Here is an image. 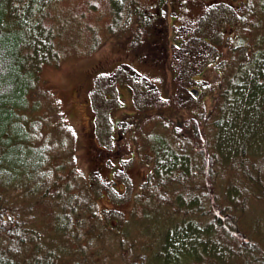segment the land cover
<instances>
[{"label":"trees","instance_id":"obj_1","mask_svg":"<svg viewBox=\"0 0 264 264\" xmlns=\"http://www.w3.org/2000/svg\"><path fill=\"white\" fill-rule=\"evenodd\" d=\"M51 1L0 0V264H114L105 253H98L102 262L89 256L90 243L73 250L80 244L82 229L96 225L80 220L78 195L70 193L75 183H60L69 175L49 170L56 159L50 154L54 145L49 149L44 144L42 120L28 114L31 108L40 110V100L32 102L42 89V66L57 58L55 31L45 23ZM255 1L253 7L235 12L238 24L229 22L234 17L231 5L210 7L198 15L207 20V28H219L221 37L228 35L229 25L240 34L243 26L248 32L260 20L258 43L264 44V0ZM257 51L236 73L228 91L222 90L219 115L199 112L204 128L193 125L188 133V120L179 145L168 136L152 138L157 156L138 196L145 225L141 244L147 251L139 261L144 264H264V251L253 237L264 235V218L249 223L241 215L252 200L264 198V49ZM141 83L140 90L147 91ZM194 148L206 162L192 153ZM231 154L237 165L234 180L223 172ZM205 173L213 187L201 184ZM9 187L21 194L25 205L19 199L16 203L4 199ZM41 204L52 208L41 223L50 227V234L32 224L40 216L35 211ZM91 218L100 223L92 230L98 237L118 239L121 264H133L137 253L126 243L131 219L116 217L113 224L92 212ZM232 243L240 245L238 263L230 259L236 248Z\"/></svg>","mask_w":264,"mask_h":264},{"label":"rangeland","instance_id":"obj_2","mask_svg":"<svg viewBox=\"0 0 264 264\" xmlns=\"http://www.w3.org/2000/svg\"><path fill=\"white\" fill-rule=\"evenodd\" d=\"M52 1L45 23L55 31L57 58L42 66V89L38 98L32 102L40 100V110L34 111L31 108L28 114L42 120L41 132L47 139L43 138L44 144L49 149L54 145L50 154H54L56 159L50 161L49 170L57 176L69 175L66 177L67 181L62 180L60 183H75L71 185L70 193L78 195V207L82 216L80 220L86 219L88 225H96L92 227L98 229L100 223L92 220L91 212L96 217L112 219L113 224H116V217L131 219L126 243L131 244L137 253L133 264H144L139 261L142 257L140 254L147 251L145 245L141 244L145 225L141 218L142 208L138 196L143 181L153 171L157 156L152 138L162 137V140H166L168 136L170 141L174 139L179 145L180 135L184 133L188 120L191 119L188 133L193 125L204 128L198 117L199 112L218 116L217 103L222 90L228 91L230 83L236 80L239 69L259 53L257 49H264V44L258 43L262 35L258 25L260 20H255L252 30L248 32H244L247 25L243 26L240 34L235 32V26L229 25L228 35L221 37L218 34L219 28H207V20L201 21V15L210 7L231 5L234 17H230L229 22L238 24L235 12L239 11V7L251 8L257 2L183 0L187 7H181L178 14L174 8L176 0H163L165 4H161L159 10L155 7L161 0ZM130 4L143 9L152 8L158 12L153 13L155 18H164L160 25L157 23L152 27L155 35L152 33L149 41L147 28L138 29L139 26L127 18ZM251 11V15H255ZM262 20L264 21V12ZM126 28H131L128 32L130 43L122 41L128 40ZM207 33L210 34V39L205 37ZM162 35L170 39L166 40L170 47L167 52L160 47L165 41ZM117 40L122 43L120 46ZM173 41H176L177 46L172 44ZM137 50L140 54L147 50L150 58L138 57L135 54ZM153 50L158 51V54L152 55ZM117 53L122 61L129 62L135 69L120 66L116 73H109L111 70H108V75L97 74L102 61L112 57L120 59L114 56ZM141 82L147 91L140 90L143 86ZM193 89L198 91L197 95L192 93ZM106 95H110L112 99H106ZM110 112H115L112 120L119 122L121 135L117 131L112 133ZM94 117L97 121L93 131ZM177 127L181 129L178 130ZM173 130L176 131L175 136ZM195 132H191L192 136ZM113 138L121 147L117 158L103 157L101 152L95 150L93 141L109 150L112 148ZM153 141L155 142L154 139ZM67 146L69 149H66ZM71 146L74 156L70 154ZM192 153L201 157L202 164L203 161L206 162L197 148ZM205 157L208 159L206 155ZM119 158L122 161L118 162ZM226 161L229 163L223 167V172L232 179L235 175L233 172L237 169V165L233 163V154ZM113 166L115 171L112 175ZM77 176L79 177L75 180ZM203 178L205 180L201 184L207 183L206 188L213 187L212 179L206 173ZM214 179L217 181L218 177ZM9 188L11 189L5 190L4 199H11L14 203L19 199V203L25 205L21 194L15 188ZM3 202L5 207L6 201ZM23 210L28 216L27 209L24 207ZM49 210L52 208L39 205L35 212L40 216L32 222L36 230L40 229L45 234H50V227L41 223L48 220L43 218ZM241 215L249 223L254 218H264V198L252 200ZM153 223L156 224L157 220L154 219ZM88 228L82 229L80 244L74 245L73 250L76 251L83 243L88 247L90 243L92 246L88 247V255L94 257L95 261L102 262L98 253H105L114 264H121L122 259L117 252L118 239L98 237V231ZM253 237L264 251V235L254 233ZM240 242L239 240L237 243ZM237 243H232L236 248L230 258L235 263L239 262L236 252L240 251V245ZM128 263L129 261L124 264Z\"/></svg>","mask_w":264,"mask_h":264},{"label":"flooded vegetation","instance_id":"obj_3","mask_svg":"<svg viewBox=\"0 0 264 264\" xmlns=\"http://www.w3.org/2000/svg\"><path fill=\"white\" fill-rule=\"evenodd\" d=\"M206 1L209 2V0H206ZM176 2H177V5L174 4V8L176 9L175 13H178L179 14L181 12V7L186 8L187 6H184L183 0H176ZM185 2H187V0H185ZM161 4L162 5L165 4L163 0L158 1V5L155 8H157L159 10L161 8ZM152 5L154 6V3ZM129 8H130V10H129L130 13H128V15H127L128 17L127 18L129 20H131L132 23H135L136 25H138L139 26L138 29L145 28V27L147 28L146 29V32H147V36L149 37L148 38V41H149L150 38H151L150 35L152 33H154V35H155L154 29L152 27L154 26V24H157V23L160 25V23L162 21H164V18L163 17H157V18H155L153 16V13L156 12V11L155 10L153 11L152 8L143 9V8H140L139 6H133L132 4H130V7ZM156 13L158 14V12H156ZM130 30H131V28H128V29L126 28V32H125V33L128 34V36H127L128 37V40L127 39H125V40L120 39V40H122V41H124L126 43H130L129 42V41H131V40H129L130 39V34L128 33ZM162 37L165 39V41L162 39L164 41V44H161L160 47L162 48V50H164V51L167 52L169 50V48H170L169 45H168V41L170 39H166V36L165 35H162ZM120 40H117V43H118L119 46H120V44H122L120 42ZM166 40H168V41H166ZM172 44H174V45L177 46L176 41H173ZM127 49L129 50V46L128 45H127ZM147 50H146V52L144 54H140L138 52V50H137V53L135 52V54L138 57L148 59V58H150V55L147 53ZM118 51H120V50H118ZM155 53L158 54V51H154L152 55H155ZM114 56H118V53L116 55H114ZM120 66L121 67L130 68V69H135L129 62L122 61L121 58L119 60H117V59H114L112 57V58H110V59H108L106 61H102L99 69L97 70V74L108 75V72H107L108 70H111V71H109V73H116V70ZM106 96H105L106 99L108 97L112 99V97L110 95H106ZM90 103L92 104V97H90ZM114 114H115V112H110L109 113V118L111 120L112 131H113L112 133H114V132L117 131L118 134L121 135L120 134V128L118 126L119 125V122L118 121H115L114 122L112 120V117H113ZM96 121H97V119H96V117H94L93 120H92V123H93V129L92 130L93 131L96 129V124H95ZM94 144H95V150L101 152L102 155H103V157L112 156L114 158H117V154H118V152H119V150L121 148L120 145L117 142H115V139L114 138H113V142H112V148H110L109 150L105 149L102 146L97 145L95 141H93V145ZM117 161L120 162V161H122V159L119 158V160H117ZM113 165H114V162H113ZM114 171H115V166H113V169L111 170V174L112 175L114 174Z\"/></svg>","mask_w":264,"mask_h":264},{"label":"water","instance_id":"obj_4","mask_svg":"<svg viewBox=\"0 0 264 264\" xmlns=\"http://www.w3.org/2000/svg\"><path fill=\"white\" fill-rule=\"evenodd\" d=\"M192 93H194L195 95H197V94H198V91L195 90V89H193V90H192Z\"/></svg>","mask_w":264,"mask_h":264}]
</instances>
